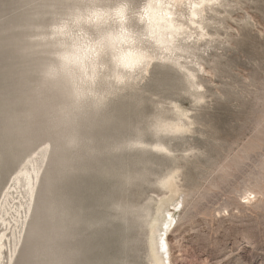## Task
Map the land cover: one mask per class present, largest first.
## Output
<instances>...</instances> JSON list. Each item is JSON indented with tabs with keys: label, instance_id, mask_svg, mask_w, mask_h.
Returning <instances> with one entry per match:
<instances>
[{
	"label": "rangeland",
	"instance_id": "1",
	"mask_svg": "<svg viewBox=\"0 0 264 264\" xmlns=\"http://www.w3.org/2000/svg\"><path fill=\"white\" fill-rule=\"evenodd\" d=\"M148 2L0 0V264H153L162 210L169 264H264V0L179 3L172 53Z\"/></svg>",
	"mask_w": 264,
	"mask_h": 264
},
{
	"label": "bare ground",
	"instance_id": "2",
	"mask_svg": "<svg viewBox=\"0 0 264 264\" xmlns=\"http://www.w3.org/2000/svg\"><path fill=\"white\" fill-rule=\"evenodd\" d=\"M184 1H189V23L194 27L198 24V19L203 13L205 5L216 2L218 0H149L147 6L145 7V14L143 15V21L146 27L145 40L147 42H150L152 46H155L157 49H160L166 53H172L174 51L178 39H180L181 35H183L184 33L183 26L176 20V11L174 10V8L177 7L179 3ZM114 17L118 21L117 23H119L121 32H117V35L109 36L105 41V46H110L112 48L121 47L120 51L117 53V64L129 71H134L136 68H138L139 65L150 58V56L146 55L143 52V48L141 49L139 48V46L135 45L136 39L128 34L127 29L125 28L122 21L125 18L122 9L114 14ZM122 46H124V48ZM103 47L104 44L100 45L97 48L91 47L88 53L95 54L97 52H100ZM79 60L81 61L82 58H79ZM41 157H43L44 159L43 155H41ZM33 172L34 174H36V170H33ZM21 179L25 181L27 196L30 200L32 196V177L30 176V173L28 171H24L23 173H21ZM19 181L20 179L17 180V182ZM173 182V178L171 180H168L165 188L168 187L169 191L172 194H175V185ZM166 214V210L158 212V219L154 220L153 224H151L150 234H152V240L150 244L153 264H169V261L167 260L168 250L166 242L164 240V236L167 233L168 229L171 227L173 218L172 216ZM3 237L4 235L0 234V257L1 250L4 247V242L2 243Z\"/></svg>",
	"mask_w": 264,
	"mask_h": 264
}]
</instances>
